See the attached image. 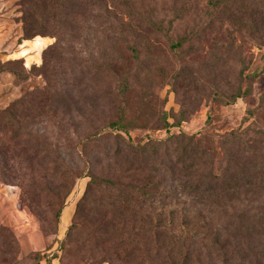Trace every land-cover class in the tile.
<instances>
[{"label": "rangeland", "instance_id": "1", "mask_svg": "<svg viewBox=\"0 0 264 264\" xmlns=\"http://www.w3.org/2000/svg\"><path fill=\"white\" fill-rule=\"evenodd\" d=\"M102 1L108 12L81 5L52 49L49 34L22 39L20 0H0V110L33 94L15 116L45 112L41 124L24 122L31 136L11 142L0 122V264H264V239L241 235L264 222V177L254 187L242 179L264 164L262 1L210 0L214 9L209 0H189L183 19L175 12L182 0H118V9ZM24 8L39 6L27 0ZM241 10L258 15L248 20ZM50 12L36 15L46 30L38 15ZM136 13L152 15L163 31L139 30ZM236 89L247 93L221 103ZM111 123L135 144L192 136L195 162L210 159L221 190L188 196L165 173L155 178L162 194L150 206L108 188L86 196L90 176L121 175L111 140L87 143ZM174 158L157 163L176 168ZM54 194L63 202L58 222ZM216 231L229 242L224 258L209 238Z\"/></svg>", "mask_w": 264, "mask_h": 264}, {"label": "trees", "instance_id": "2", "mask_svg": "<svg viewBox=\"0 0 264 264\" xmlns=\"http://www.w3.org/2000/svg\"><path fill=\"white\" fill-rule=\"evenodd\" d=\"M35 3L36 6H39L36 12H30L25 9L27 0H20L19 6L22 8L21 10V18L20 22L22 24V39L29 40L38 35L44 36L45 34H49L52 38L56 39L54 46L52 49L57 48V43L64 41L66 39L65 33L63 30L68 23L69 17L73 16L76 11L81 7V5L92 8V9H103L105 12H108V6L104 4L102 0H30ZM118 0H110L111 9H118L116 2ZM182 6L177 8L176 16L183 19L189 12L191 11V0H182ZM262 1V5L264 8V0ZM176 2V0H174ZM190 2V3H189ZM211 3V1L209 0ZM212 4V3H211ZM122 7H126L125 4H121ZM175 6V5H174ZM211 8H217V4L210 5ZM49 8L51 10L45 18L41 15H38V18H41L42 23L45 21V24L49 22V29H44V25H39L38 20H36L37 13H41L43 10ZM175 8V10H176ZM238 10V9H237ZM242 13L247 14L246 19H250L254 15H258V12L253 11H244L241 10ZM128 14H131L128 12ZM259 15L260 19L264 21V13ZM137 19L138 26L140 29H144L145 31L160 33L163 31L161 23H159L152 15L143 16L140 13L133 14ZM106 18H108L106 16ZM130 30L134 33L136 30ZM177 47L180 46L178 43ZM247 91H240L236 89L235 93L226 94V99H221V103L223 104H231L236 101V99L245 96ZM33 94L26 95L24 98L20 100L14 101L10 104L6 109L0 110V122L4 121V127L6 131L10 132L9 138H7V142H11L18 137L21 136H31V133H26L24 122L30 120V124H32L33 118H37L40 124L43 123L40 118L44 117V108L42 110H38L40 106L36 105L38 108V112L36 115H33V118L30 115L24 119L23 121L19 120L15 116V112L17 110L25 109V101L26 99L29 102H32L35 97ZM55 97V94L53 95ZM54 105H56V100H51ZM33 103V102H32ZM108 129H112L117 133H112L107 131ZM122 133L126 134L124 127L118 125L116 123H111L107 126L106 129H103L99 133L93 134L88 138V142H95L101 139L103 140H111L113 145L115 146L114 157L121 159L123 164L118 167L121 171V175L117 178L114 176L110 178L100 177V176H90V181L87 186L86 196L92 189L99 188H108L118 192V194L123 198V201L126 202H136L139 205L149 204L153 205L156 201L157 197H160L162 193L157 191L159 188V183L155 178L159 177L163 174H168L171 179L176 182L179 187H181L182 191L186 195H209L214 193L216 190H221V178L210 173L211 162L208 157L203 159V163L199 166V163L195 162L196 158L194 155V141L192 136H188L184 133H179L176 135H170L165 140H154L147 139L143 143H133L129 137H124ZM239 132H232L231 136L235 137ZM167 154L175 155L174 158V166H169L166 168H161L157 163L158 159ZM46 157H49L46 156ZM45 156L43 158H46ZM60 162H63L61 160ZM259 168V169H258ZM208 171L207 175H202L200 170ZM245 172V171H244ZM243 172V173H244ZM259 172V173H258ZM67 178L73 180V172L68 169ZM258 173V174H257ZM176 175V176H175ZM262 175L264 177V164L258 166L257 164L252 165L247 169L245 174L242 176V179L245 181L243 186L245 187H254L255 181H257L258 177ZM178 176V177H177ZM2 178H8V175H2ZM131 179L130 184H122L118 180L120 179ZM116 179V180H115ZM54 200L59 201V208L54 212V221L59 220L61 207H62V198L59 197L58 194H54ZM79 211V206H78ZM74 228L73 225L68 230L67 236L69 232ZM244 232L241 234L245 240H261L264 239V222L260 220L259 222H254L245 226ZM211 238V244L213 245V250L219 254L222 258L226 255V248L229 246V242L227 239L223 238V235L219 231L213 233V235L209 236ZM171 244V243H170ZM174 244V243H173ZM183 243L176 242L174 247L178 245H182ZM264 260V255L262 256ZM226 260V259H225ZM226 262V261H225Z\"/></svg>", "mask_w": 264, "mask_h": 264}, {"label": "crops", "instance_id": "3", "mask_svg": "<svg viewBox=\"0 0 264 264\" xmlns=\"http://www.w3.org/2000/svg\"><path fill=\"white\" fill-rule=\"evenodd\" d=\"M63 219H64V216H62V221H63ZM65 224V223H64ZM60 225H61V223H60Z\"/></svg>", "mask_w": 264, "mask_h": 264}]
</instances>
